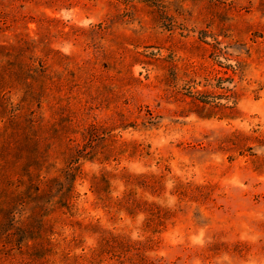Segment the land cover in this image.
I'll return each mask as SVG.
<instances>
[{
    "label": "rangeland",
    "instance_id": "1",
    "mask_svg": "<svg viewBox=\"0 0 264 264\" xmlns=\"http://www.w3.org/2000/svg\"><path fill=\"white\" fill-rule=\"evenodd\" d=\"M26 172L60 179L0 264H264V0H0V176Z\"/></svg>",
    "mask_w": 264,
    "mask_h": 264
},
{
    "label": "trees",
    "instance_id": "2",
    "mask_svg": "<svg viewBox=\"0 0 264 264\" xmlns=\"http://www.w3.org/2000/svg\"><path fill=\"white\" fill-rule=\"evenodd\" d=\"M69 142V140L66 142L68 146ZM68 152H71L70 148H68ZM70 159L72 160L73 157H70ZM76 159L78 161L77 155ZM71 160L70 162H72ZM29 163H33V160L30 159ZM73 166L68 172H79V168ZM68 175L70 176L68 181L70 189L67 194H64L62 200H60V203L63 202L64 204L62 207L67 209H69L72 189L77 177L76 175ZM59 179H40L38 174L26 172L23 175L22 181L10 183L11 181L9 179L0 176V247H7L12 244L13 234H11L10 230H7V227L12 226V221L7 218L11 214L12 209L19 203L24 204L37 201L38 204H41V200L50 194V186ZM38 204L36 206L40 207Z\"/></svg>",
    "mask_w": 264,
    "mask_h": 264
}]
</instances>
